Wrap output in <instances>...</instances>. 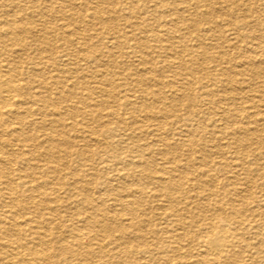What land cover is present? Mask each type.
<instances>
[{"label":"bare ground","instance_id":"bare-ground-1","mask_svg":"<svg viewBox=\"0 0 264 264\" xmlns=\"http://www.w3.org/2000/svg\"><path fill=\"white\" fill-rule=\"evenodd\" d=\"M21 1L0 0V7L9 5L16 8L1 9L3 19L0 21V264H245L241 257L252 243L244 233L245 228L252 227V224L243 212L248 210L254 216L259 213V208L249 210L247 198L238 193L234 181H231L232 186L228 190L229 197L227 195L223 202L220 201L217 198L220 195L213 188L220 185L218 175H210V169H201V174L209 177L208 184L198 183L199 179L195 178V174L199 173L197 167L210 168L213 162L208 159L196 162L193 154L202 152L197 148L195 151L192 145L196 144V135L206 132L198 114L202 105L195 104V98L200 101L201 98L208 99L210 105L222 100L228 106L217 120L231 124L215 128L220 137L231 138L226 145L234 149L230 152L238 153L243 149V141L238 138L237 132L249 142L259 131H264V127L254 126L257 121L263 120L257 118L261 112L242 106L241 90L250 92L251 84L264 72V35L257 37L251 32L255 25L250 19L253 16L250 4L242 2L246 9H241L236 1L227 0L231 1L229 5L232 9H210L213 5L210 0H194L198 9L192 12L179 9L180 0H155L153 9L148 7L151 0H118L120 9H114V12L122 13L123 18L120 19L117 13L104 16L99 9L80 15L75 11L67 14L65 9H59L60 6L57 9H36L37 0H33L32 9H17L25 8ZM58 1L65 4L68 0ZM81 4L84 7L89 5L86 0ZM241 10L247 14L238 20ZM19 11L25 15L29 12L32 16L47 17V20L55 18L64 23H55L48 28L33 25L30 18L21 23ZM216 12L223 16L217 19L219 15ZM73 17L79 22L72 24ZM255 23L260 21L255 20ZM94 26H97L98 32L88 34ZM229 30L235 33L230 31L228 34ZM177 32L181 33L180 37H177ZM26 34L33 37L30 44L24 40ZM95 38L108 39L117 51L104 52L102 48L99 51V46V54H95ZM54 39L61 40L62 46L55 45ZM177 43L184 45L181 52L176 49ZM63 44L72 46V51ZM15 45L19 46L14 48ZM32 46L37 51H57L58 62L77 55L79 60H86L89 64L98 66V62H104L110 70L95 73L92 79L98 85L94 88L87 86L90 82L81 80H86V76H76L77 67H69L67 63L63 64L70 75L68 78L73 79L71 84L60 77L49 81L44 75L37 80L35 72L21 65L23 59H29L27 54ZM152 46H157L159 51L150 52L152 57L147 60ZM122 47L131 48L126 55L137 57L139 65L151 66L150 70H145L144 79L136 72L111 69L114 65H127L121 60L125 57L124 51L118 52ZM59 48L63 49L59 51ZM163 53L164 56L169 54L167 57L172 60L176 54L188 57L183 63L192 79L183 77L180 82L184 89L180 86L178 90L173 79L165 81L159 75L151 74L155 70L156 56ZM34 62L40 73L42 68L53 67L56 63ZM208 63L214 66L207 67ZM223 63H228V67H223ZM248 75L249 79L245 77ZM145 79L155 81L157 87L144 86L142 81ZM130 83L142 98L140 104L131 99ZM51 84L61 86L62 90L55 95L35 90L36 87L49 89ZM166 86L172 93L165 90ZM192 86L195 87L193 93L190 92ZM214 92L220 93L218 102ZM178 99L185 103L188 116L175 127L167 119L170 116L182 119L176 109ZM140 111L142 115L136 114ZM35 114H41V120H36ZM49 115L53 117L48 119ZM90 120L98 125L94 126ZM156 120H162L169 133H181L182 138L176 148L166 141L164 132L159 128L161 125L155 124ZM29 125L32 128L28 129ZM184 125L188 127L184 129ZM57 127L61 129L59 135L53 133ZM38 132L44 138L40 143L44 151L39 154V157L45 156L48 160L44 164L34 162L38 152L32 146L37 141ZM134 138L138 141L150 139V142L141 146L132 142ZM202 139L205 150H208L206 136L203 135ZM153 141L163 146L158 149L162 162L170 161L168 155L172 150L185 149L189 157L183 163V169L187 172L173 174L179 169L180 160L170 161L174 165L170 169L165 165L159 167L156 158L148 157L154 151L148 143ZM121 143L125 144L122 146ZM214 148L220 151L222 160L219 164L223 167L230 166L232 158L231 162L238 161L240 171L251 170L248 162L237 155L225 161L228 156H224L226 148L222 145ZM93 150L98 155L95 159ZM120 151H128L131 155L125 158ZM71 155L86 156L85 159L91 162L90 168L80 172L65 171ZM168 169L173 172L172 175L167 176ZM45 174L51 178L43 177ZM185 183L193 189L206 185L212 187L208 201L213 212L208 214L203 208L205 205L201 207L199 202L190 205L194 206L192 212L196 217L191 230L187 228L189 225L184 220V214L171 206L170 214L176 216L178 227L175 223L171 225L182 231L165 236L170 229L159 231L158 226L146 218L142 206L147 204L146 197L155 193L156 197L165 196L173 200L180 192L181 184ZM99 184L102 186L100 195L95 196ZM232 190L236 191V198L231 197ZM170 217L167 211L157 215L164 221ZM257 234L263 236L262 232ZM150 235H154L156 243L150 240ZM160 242L172 250L162 249L157 255L155 250L159 249ZM258 247L263 249V239ZM140 253H144L146 258L140 257ZM260 261L254 262L258 264Z\"/></svg>","mask_w":264,"mask_h":264},{"label":"rangeland","instance_id":"rangeland-1","mask_svg":"<svg viewBox=\"0 0 264 264\" xmlns=\"http://www.w3.org/2000/svg\"><path fill=\"white\" fill-rule=\"evenodd\" d=\"M68 1L64 4V3H62L61 1H58V0H42V2H41V0H37V2H35L33 0H22L21 3L23 5V7H25V8H20L19 7L17 9H28V7H29V9H32V8H30L31 5L36 3L35 4L36 5V9H57L60 6L59 9H62V8L65 9L67 14H70V11H75L79 15L80 14H87V13L90 14L93 10L99 9L104 16H108V15L112 16L113 13H117L120 19L123 18V15H122L121 12L120 13L114 12V9H117V10L120 9L119 8L120 3L117 2L118 0H86V1H88V4L90 5V6L88 5L89 8L88 7H84L81 4L83 0H68ZM127 1H129V0H127ZM210 1L213 3V5L210 6L211 7L210 9H232L230 7V5H229L231 1H227V0H210ZM233 1H236L237 3H239L241 5L240 6L241 9H246V6L242 5V2H244V3L246 2V3L250 4L249 7H252L250 9L253 10V16H250L251 23L256 26V27L255 26L253 27L254 29H252L251 32L253 31V33L256 34L257 37L259 35H264V22H263V19H264V0H233ZM155 3H156L155 0H153V1L151 0L148 3V7L153 9L155 7L154 6ZM60 4H62V5H60ZM225 4H226V6H224ZM178 8L179 9H186V10L192 11V12L193 11H197V9H198L196 7V4H195L194 0H180ZM1 9H16V8H12V6H9V5H6L4 8L0 7V21L3 19V17L1 16L3 10H1ZM246 14L247 13L245 11L241 10L238 13V15H237V19L238 20H240V19L242 20L243 19V15H246ZM138 15H140V14L138 13ZM216 15H219V16H216L217 19H219L221 15L223 16V14H221L220 12H216ZM18 16L22 17L21 18L22 19L21 23H23L24 21L26 22L27 18H30L32 23H33V25L36 24L38 27L43 26L45 28H48L50 26H53L55 23H64L62 20H56L55 18H49V20H47V17L32 16V13H29V12H27V14L25 15V13H22V12L19 11ZM74 17H77V16H74ZM74 17L71 19L72 24H74L75 22L76 23L79 22V21H76ZM259 18H263V19H259ZM255 20H259L260 23L259 24L255 23ZM153 26L159 28V26H157V25H153ZM230 31L235 33L234 30H229L228 34H229ZM88 32H89L88 34L97 33L98 32L97 26H94V29H92V30H90ZM176 34H177V37L181 36V33H179V32H177ZM32 38L33 37L31 35H29V34L24 35V40L28 44H30L32 42ZM53 42H54L55 45H58V47L62 46V41L61 40H55L54 39ZM207 42H209V41H207ZM94 44H95L94 45L95 47H93V50H94L93 52H95V54H99V52L97 51L99 46H100L99 47V51H100V48H102L103 49L102 51H104V52L117 51L116 48L111 46L112 44L110 42H108V39H105V38H95ZM243 44L246 45V42H244ZM18 46L19 45H15L14 48H17ZM191 46H192V43H191ZM63 47L68 48L70 51H72V46H66V45L63 44ZM62 49L63 48H59V51L62 50ZM176 49L179 52H181V50L184 49V45H182L181 43H177ZM50 50L51 49H45V50L37 51L32 46L29 49L28 54H27V55L30 56L29 59H25V60L23 59L22 60V64L21 65L24 68L31 69V71L35 72L34 76H36L37 80L41 79L42 75H44L49 81H53L55 78L60 77L62 79H66L67 84H71L73 79L72 78H68V76H70V75L65 70V68H67V67L64 66V64H63V63H65V64L67 63V66H69V67H72V68L73 67H77V69H78L77 72L78 73L76 74V76H80V77L86 76V80L85 79H81V80H84V82L88 81L87 83L90 82V84H88L87 86L88 87L91 86L92 88H94L96 86V84H97V83H94V81L92 79V77L95 76V73L98 72V71H101V70H103V71L108 70V69L110 70V67L108 65H106V63H104V62H102V63L98 62V64H99L98 66L96 64H92V63L89 64V62H87L86 60H85L86 62L84 60L82 61V59L79 60L80 56H77V55H74V56L70 55V57H65V59H66L65 62H61V61L58 62L56 60L57 55H58L57 51H54V50L50 51ZM130 50H131L130 47H122L118 51V52H120V51L123 52L124 51L123 53H125L124 54L125 57H122L121 60L127 62V65H125L126 68H125V66H123V64H120L118 66L114 65V67H111V69H113V71L114 70L123 71V72H126V73H129V72L135 73L136 72V73H138V75L142 76L143 79H144V77L146 76L145 75L146 74L145 70H148V69L150 70L151 66L150 65H146L148 67L147 68L143 64L139 65L140 62L137 60V57H135V56L132 57L131 55H126L127 52H130ZM154 50L159 51V48L157 46H152V48L149 49V54H147V60H150V58L152 57L151 56L152 53H150V52H152ZM59 51H58V53H59ZM176 55H177V57H176ZM176 55H175V58L173 60L171 58L167 57V56H169V54L168 55L165 54V56H164V53H163V54H160V56H158V57L156 56L155 64L153 65V68H155V70L153 71L154 73L151 71V74L159 75L165 81L173 79L174 83L178 85L177 88L179 90L180 86L182 87L180 81L182 79H184L183 77H189L186 80H190V79H192V76H191V74L188 71L189 69L187 70L186 66H184L185 65L184 63L187 61L188 57H185L184 55H178V54H176ZM126 58H127V60H126ZM35 60H37V62L43 61V62H50V63H52V62L55 63L56 62V63H55V66H53V67L52 66H47L45 68H42L43 72L40 73L39 70L36 69L38 66L35 65V62H34ZM34 65H35V68H34ZM94 65L96 67H98V68H95ZM208 66L209 67H213L214 64L213 63H210V64L208 63L207 67ZM222 66L223 67H228V63H223ZM162 69H165L164 70L165 72H161ZM62 73H63V75H61ZM162 73H165V74H162ZM89 74L92 75V76H89ZM183 74L185 76H183ZM172 75H173V77H172ZM249 76L250 75L245 76V77H247L249 79L250 78ZM240 77L241 76H239L238 78L240 79ZM142 82H143L142 84L144 86H146V87H149V88L150 87L151 88H156L157 87V86L154 85L155 81H150V80H146L145 79ZM187 84H185V85L187 86ZM37 85H39V84H37ZM40 86H42V85H40ZM130 87L132 88L131 90H129V93H131V95H132L131 99L133 101H136L134 103L140 104L142 98L140 97L139 93L136 92L137 89L133 90V85H131V83L129 84V88ZM56 88H58V89L56 90ZM194 88L195 87L192 86L190 92H192ZM182 89H184V88L182 87ZM35 90L36 91H44V93L46 95L47 94H54L55 95L57 92L62 90V87L61 86L60 87H56L55 84H51L49 86V89L36 87ZM46 90L49 91V92H47ZM165 90L168 93H172V91H170V88L167 87V86L165 87ZM219 94L220 93H218V94H216L214 96L216 102H218V100H219ZM241 95H242V106H244V107H252V108H250L251 110L260 111L261 112V115H259L257 118H260V119H263V120L262 121H257L258 123H256L254 126H259V128L260 127L263 128L264 125H262V123L264 124V97H262V96H264V72L261 73V77H259L255 83L253 82V84H251V91L247 92V90H241ZM248 98H251V100L248 99ZM194 103L195 104L199 103V105H202V106H199L200 109H199V113L198 114L200 116L199 118L203 120L202 124H204V126H205L204 132L205 131L206 132L204 134H202V135L201 134L196 135V138L194 139L196 144H193L192 147L194 146L195 151L197 149L201 150L202 153H194L193 157L195 159L197 158L196 162H197V160H198V162H200L202 159H208V160L213 162V164L209 166L210 168H208L206 166L197 167V169H199V173L195 174V178L199 179V180H197L198 183L199 182H202V183L207 182V184H208L209 177L208 176L206 177L205 175L203 176L201 174V171H202L201 169L202 168L210 169V171H209L210 175H218V177H217L218 185L220 184L222 186L221 187L220 185L219 186L217 185L218 188L217 187H213L214 190L216 191V193L220 195L221 198L217 197L220 201L223 202L225 200V198L227 197L228 192H229L228 191L229 187L232 186L231 181H234V182L237 183L236 184V188H237V190H239L238 193L241 196H245L247 198V200H248L247 203L250 206L249 210L253 209V208L257 209V207L259 208L258 209L259 213L257 215H254V216H251L250 215L251 212L248 211V210L243 212V215L245 214L244 217H246L248 219V221L252 224V227H248L247 226V228H245V233H244V236L246 237V239H248L252 243V246L249 249H247L248 251L243 254L241 259H243L245 264H257L255 262L260 261L259 259L261 258V261L258 264H264V262H263V260H264V247H262L263 249H259V247H258L259 244H260V241H262V239L264 240V187H263L264 186V184H263L264 183V177H263V174H264V154H263L264 153V131H259L260 133H258V135H256V137L253 140H250L249 142L247 140L244 141L243 140L244 139V135L237 132L236 135L245 144L242 143V148L243 149L240 152H238V153H233L232 151L230 152V150H234V149H230L226 145L228 144V142L231 141V138L227 137V136L225 138L220 137L219 134L217 133V130H216V128L218 129V127H216V126H219V127L220 126H229L231 124V122H229V121L227 123H224L225 121H223V120H219V121L217 120L218 115L221 114V112H223L228 106L225 105V103H223L222 100L216 105H210V103L208 102V99H205V98H201V101L199 99L197 100V98H195V102ZM183 104H185V103H183L180 99L176 100V109L178 110L177 111L178 115L182 118L181 120H177L174 116H170L169 117L170 119H167V122H169L170 124L174 125L175 127L179 126L178 124L181 123L180 121H182L183 118H186L188 116V114L186 112V108H185V106ZM203 113H205V114H203ZM136 114L142 115L143 112L140 111V112H137ZM140 115H138V116H140ZM34 117L38 121L41 120V118H42L41 114H39V115L35 114ZM52 117H53L52 115H49L48 119H51ZM68 121H70V120H68ZM92 121H93L92 124L94 126L98 125L97 122H95L94 120H90V122H92ZM155 124H156V126L157 125H161L159 128H160L161 132H164L163 134H164V137H166V141L169 142L170 144L174 145L173 147L176 148L178 146L177 142L179 140H181V138H182L181 133L175 132L174 134H172L171 131L169 133L168 127L166 125H163L162 120H158V121L156 120ZM186 124L188 125L189 123L186 122ZM182 127L185 129L188 126L184 125ZM30 128H32V127H30V125H29L28 129H30ZM54 130H57V131H55V132L53 131V133H57L59 135V132L61 131V129L59 127H57ZM233 130L234 129H232L231 126H230V131L233 132ZM36 134H37L38 138H37V141L33 142L34 143L33 146L35 145L34 146L35 148L33 146H32V148L35 149V151L38 152V154L35 152L36 153V159H34V162H36L38 164H44V163H46V160H47L45 158V156L39 157V154L44 151V148L42 147L43 144H40V143H43V139L44 138H43V135H42L41 132H38ZM58 135H56V136H58ZM203 135L206 136V140H207V143H208V144H206V148L208 150H205V148H204V146L202 144ZM131 141L132 140H129V143L133 142L134 144H138V145L144 146L145 142H150V139L149 140L143 139L141 141H138L136 138H134V140L132 142ZM121 144L123 146L125 143H121ZM148 144H150L152 146L153 150H154V151H152L153 154L152 153L149 154L148 157L151 156L153 158H156V162H157V165L159 164V167H162L163 165H165V166L170 168L171 166H174L173 163H170V161L172 162V161H179L180 160L179 161L180 166L178 167L179 169L177 171H175V173H173L171 170L168 169L169 172L167 173V176L172 175L171 173H173L174 175H180L181 171H182V173L183 172L184 173L187 172L186 169H183V165H184L183 163H185V160L188 159V157H189V155L187 157V154H186L187 151L185 149L182 150L181 148H178V149L172 150V152L168 155V158H169L170 161L169 162H162L163 160H161V155L158 153V152H160L158 149L163 147L161 145V143L160 142L157 143L156 141H153V143L151 142V143H148ZM219 145L220 146L222 145L224 148H226V150L224 151V152H226V153H224V156H228V157H227V159L225 161H229L228 159H230L232 156L237 155L240 159L242 158L243 161L246 160V162H248L249 167L251 168V170L246 172L245 170L241 169V171H240L239 166H237L238 165V161L233 163V162H231L232 158L229 161L230 166L223 167L222 165H220L219 163L222 160V158L220 157V155H221L220 151L217 152V150H215V148L213 149V146H219ZM40 148H42L43 150L40 149ZM246 148H248V149H246ZM249 149L252 150V151H250ZM94 152H95V150H93L92 154H94ZM120 152L122 153V156L125 157V158L129 157L131 155V153L128 152V151L127 152L126 151H123V152L120 151ZM253 153H254V155H252ZM97 156H98L97 154H94L93 155L94 159ZM85 157L83 158L82 156H77V155L69 156V158H68V162H69L68 166L69 167L65 166L66 167V168L64 167L65 171H67V172L68 171H78V172H80V170H82V169L83 170L84 169H86V170L89 169L90 168L89 163H91V162H88L85 159ZM211 157L213 159H211ZM87 158H89V156H87ZM40 159H41V161H40ZM82 160H84V162H86V164ZM192 161H195V160H192ZM72 163H74V164H72ZM77 164H78V167H76ZM87 164H88V167H87ZM72 168H76V169L72 170ZM90 172H91V170H90ZM231 172H232V174H231ZM196 175H198V176H196ZM199 175H202V176H199ZM239 175H241V176L239 177ZM236 176H238L240 179L236 178ZM43 177L51 178L49 174H45ZM253 177H256V178L254 179ZM219 179H221V180H219ZM247 179H248V181H246ZM250 180H251V182H250ZM258 181H263V182H260V184H259ZM101 187L102 186L99 184V186L97 188L98 192L95 193V196L100 195L99 191H100ZM204 187L200 188V186H199V188H196V189L194 188L193 189V188L189 187V184H186V183L185 184H181V186H180L181 190H180V192H178L180 194L177 193L173 200H170V199L168 200L165 196H164L165 198L163 196L156 197L157 193H155V194L154 193H152V194L150 193L151 195L154 194V196L146 197V203L147 204L142 206L143 211L146 214L145 215L146 218L150 219L153 224H156L158 226L159 231H163L164 232V229L169 228L170 229V230L168 229L169 233H165V236H171V233L173 235V234H176V232H181L182 230L180 228H178V230H176V226L178 227V225L175 222L176 221L175 220L176 216H172L171 215L172 211H171L170 208L172 206L174 209H178L180 211V213L182 212V215L184 214L183 215L184 220H186L187 225H189L187 228L188 229L191 228V230H192L194 219L196 217H195V214L192 212L194 210V208H193L194 206L191 207L190 205L195 204L196 202L197 203L199 202L198 204L201 207L203 205H205V207H203V208L209 212V213L207 212L208 214H211L213 212L211 210V209H213L212 205L208 201V200H210V199H208L209 193H210L209 189L212 188V187L211 186H207V185L204 186ZM249 188H250V190H249ZM149 190H151V188ZM235 192L236 191L233 192V190H232L233 194L232 195L230 194L232 198H236ZM249 194H250V196H249ZM252 196H253V198H252ZM228 197H229V195H228ZM213 198L214 197H212V199ZM151 200H152V202H151ZM154 200H157L158 202L154 201ZM154 207H156V209H154ZM186 207H187L188 210L186 209ZM150 208H152V209H150ZM149 209H150V211H149ZM246 209H248V207ZM164 211H167L168 215L171 216L170 219H168L167 221H164V220H162L160 218H157V215L159 213H163ZM185 212H186V215H185ZM171 223H175L176 226L175 225H171ZM258 232L259 233L262 232L263 236H261V235L259 236V234H257ZM150 240L152 242L154 241V243H156V241H155L156 239H155L154 235H150ZM157 247L159 248L158 250H155L157 255L161 254L162 249H166V250H170V251L172 250V248L170 249L169 247H165L163 242L158 243ZM139 256L140 257L141 256H145V254L144 253H140ZM145 258H146V256H145ZM144 260H146V259H144ZM163 264H166V263H163Z\"/></svg>","mask_w":264,"mask_h":264}]
</instances>
